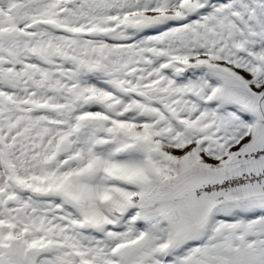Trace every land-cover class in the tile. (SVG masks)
Instances as JSON below:
<instances>
[{"label":"snow or ice","instance_id":"obj_1","mask_svg":"<svg viewBox=\"0 0 264 264\" xmlns=\"http://www.w3.org/2000/svg\"><path fill=\"white\" fill-rule=\"evenodd\" d=\"M0 264H264V0H0Z\"/></svg>","mask_w":264,"mask_h":264}]
</instances>
